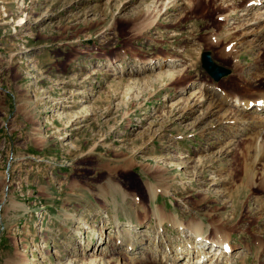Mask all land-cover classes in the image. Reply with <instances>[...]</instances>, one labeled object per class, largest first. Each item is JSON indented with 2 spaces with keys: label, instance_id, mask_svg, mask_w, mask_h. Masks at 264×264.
<instances>
[{
  "label": "rangeland",
  "instance_id": "1",
  "mask_svg": "<svg viewBox=\"0 0 264 264\" xmlns=\"http://www.w3.org/2000/svg\"><path fill=\"white\" fill-rule=\"evenodd\" d=\"M246 11L264 0H0V264H264Z\"/></svg>",
  "mask_w": 264,
  "mask_h": 264
},
{
  "label": "bare ground",
  "instance_id": "2",
  "mask_svg": "<svg viewBox=\"0 0 264 264\" xmlns=\"http://www.w3.org/2000/svg\"><path fill=\"white\" fill-rule=\"evenodd\" d=\"M253 2H255V1H253ZM153 5H154V3H153ZM250 8V7H249ZM248 9V8H247ZM253 9V8H252ZM255 15H252L251 17H247L246 16V14L249 16L251 13L249 12V11H246V12H243V14L241 13V16H242V19H252L251 21H260L262 18H264V13H258V12H256L255 11ZM254 16V17H253ZM158 18V17H157ZM156 19V17L153 19V20H155ZM249 21V20H248ZM237 52V51H236ZM146 68V67H145ZM169 70V69H168ZM176 72L177 71H174V70H169V71H167V75L169 74L170 76H174L175 74H176ZM140 82V81H139ZM252 102V101H251ZM257 105L255 106L256 108H254L255 110H257L258 108H259V110H261L262 109V107H264V99L262 100V102L260 101V100H257V101H254ZM245 103V102H244ZM250 105V104H249ZM247 106V105H246ZM119 221H120V219H119V217L118 216H116L115 217V222H116V224L119 226ZM123 229V228H122ZM192 230V229H191ZM194 230V229H193ZM192 230V231H193ZM119 232H120V234H121V240H122V244L126 247V248H124L125 249V253L127 252H130L131 251V249H132V247H133V230H132V227H131V225H130V222H128V225L127 226H125L124 227V230H119ZM194 234H195V237H198V240H199V238L200 239H202L203 237L201 236V235H203L201 232L202 231H200V229H195L194 231ZM195 232H197L198 233V236L196 235V233ZM192 233V232H191ZM227 241V240H226ZM226 241H224V240H222L221 242H222V246H219V245H217L218 247H216L215 249H214V251L215 250H217L218 251V253L220 254L221 252H222V249H226V250H228L229 249V244H228V242H226ZM101 244V243H100ZM217 244V243H216ZM184 247V246H183ZM193 247V246H192ZM107 245L106 246H104V248H103V250L104 251H106L107 250ZM186 248V247H185ZM200 249V248H199ZM201 251H198V256H200L199 258H197L198 260H201V258H206L207 257V252H205L202 248L200 249ZM191 252L193 251V250H190ZM189 251V248H188V254H191V252ZM202 256V257H201ZM239 257V256H238ZM199 263H200V261H199ZM202 263V262H201Z\"/></svg>",
  "mask_w": 264,
  "mask_h": 264
},
{
  "label": "water",
  "instance_id": "3",
  "mask_svg": "<svg viewBox=\"0 0 264 264\" xmlns=\"http://www.w3.org/2000/svg\"><path fill=\"white\" fill-rule=\"evenodd\" d=\"M202 66L216 80H220L223 76L231 73V70L225 66L217 64L209 50L202 53Z\"/></svg>",
  "mask_w": 264,
  "mask_h": 264
}]
</instances>
